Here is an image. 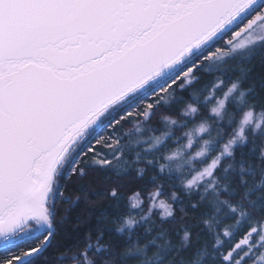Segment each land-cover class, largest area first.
<instances>
[{"label":"snow or ice","instance_id":"6c2138e0","mask_svg":"<svg viewBox=\"0 0 264 264\" xmlns=\"http://www.w3.org/2000/svg\"><path fill=\"white\" fill-rule=\"evenodd\" d=\"M257 42L264 43V0H0V264H36L54 236L66 182L122 158V123L148 120L175 88L196 82L201 68L216 71L225 57ZM223 83L217 77L205 86L204 103L219 102ZM185 136L184 148L192 149ZM166 138L170 132L147 142L143 157L136 154L158 164L159 175L172 173L152 155ZM227 149L223 143L184 179L203 186L202 201L218 188L215 170ZM182 152L191 164L207 155L203 148ZM161 194L162 184L151 205ZM110 195L119 198L116 188ZM159 206L166 207L162 200ZM212 218L215 264H264V219L234 204ZM224 219L234 223L217 229Z\"/></svg>","mask_w":264,"mask_h":264},{"label":"trees","instance_id":"16d2710c","mask_svg":"<svg viewBox=\"0 0 264 264\" xmlns=\"http://www.w3.org/2000/svg\"><path fill=\"white\" fill-rule=\"evenodd\" d=\"M224 60L227 61V66L220 73L198 71L196 75L199 79L196 82L182 90L175 88L169 103L161 101L148 120L145 121L142 117L131 118L133 122L125 121L117 130L123 144L129 139L125 135V130L135 122H140L144 126V136L150 133L161 135L168 131V126L162 122L161 116L171 115L179 123L172 127L171 138H166L168 150L165 153L179 149L192 155L199 149L201 142L208 138V135L205 134L195 139L192 149H185L184 145L187 143L185 132L193 129L200 121L207 120L212 125L213 135L218 129L221 130V134L216 138L218 143L215 145V150L210 151L206 157L194 161L191 167L184 169L182 174L166 172L159 175L158 164L148 166L143 158L137 159L136 146H127L122 158L113 160L111 168L88 169V174L83 178H72L67 181L64 189L65 200L58 201L56 204L54 236L50 245L36 260V264H70L73 256L80 261V264H84L82 254L88 245L91 247L88 249L87 259L93 258L95 264H102L105 259L117 257L120 250L129 243L125 235H119L115 231L117 223L126 215L140 217L147 214L149 209L144 204L147 196L161 184L162 194L158 200H168L173 206L174 215L161 219L159 212L151 213L148 220L135 227L132 238L145 242L164 233L172 241V247L165 256L166 261L171 260L172 264H181L182 261H191L199 252L205 251L206 255L202 258L203 264H215L213 259L215 231L210 230L204 224V220L212 215V209L208 203L212 194L210 192L204 194L205 199L202 201L203 186L190 194H185L181 179H190L191 174H194L191 172L192 169L199 170L210 162L212 157L219 154L221 145L232 134L235 121L239 119L243 107L250 104L257 110L264 109V43L251 44L246 49L225 57ZM217 77H221L224 83L216 91V98H221L227 87L237 79L241 80V87L247 91L246 105H237L231 98L228 101L227 110L234 115L232 123L217 122L216 118L209 113V108L215 100L204 103V97L208 94L204 90L205 86H210ZM192 92L199 93L198 113L194 117H185L180 109L187 101L196 103L190 95ZM247 135L248 142L235 147L234 159L237 162L243 160L245 163H250L257 173L255 180H259V170L264 169V156H261V145L264 139L260 134H253L251 130L247 132ZM137 146L148 148V143L145 141ZM164 154L157 156L160 158V163H164ZM229 162L230 158L223 157L215 170V175L230 189V191L221 190V196L227 197L235 205V202L241 199L247 185L241 183L239 176L229 172L226 174L227 179L225 178L224 169ZM140 168L144 169L142 174L138 171ZM154 174L158 175L156 182L151 180ZM247 179L249 184L254 182L251 176ZM113 188L117 189L119 198L111 197L110 192ZM173 191L178 193L175 200L171 199ZM137 192L142 204L139 208L132 209L129 207V197ZM249 198L253 203L249 204L245 201L247 212L254 220L264 219V189H255L249 193ZM226 223H234V221L224 219L221 224L217 225V229L222 228ZM146 228H150L151 231L146 233ZM185 229L191 233V238L188 246L181 248L179 247V236ZM97 240L100 244L107 245L108 250L97 252L94 246ZM149 251H152L151 247ZM134 260V257H129L127 262L120 260L119 264H132Z\"/></svg>","mask_w":264,"mask_h":264},{"label":"clouds","instance_id":"9594fccd","mask_svg":"<svg viewBox=\"0 0 264 264\" xmlns=\"http://www.w3.org/2000/svg\"><path fill=\"white\" fill-rule=\"evenodd\" d=\"M227 93V98L222 95L219 98V102H215L210 108L209 113L214 116L217 122H225L232 123L234 119L233 113L227 110V104L229 99L231 98L233 102L237 105L244 106L246 105V96L247 91L241 87V80H234L224 91ZM192 99L199 98V93L192 92L190 94ZM166 103H169V100H166ZM196 108L198 110V105L187 101L180 112L183 116H190L191 109ZM162 122H164L168 126V131L171 132L173 126L177 125L178 120L171 115H162ZM203 129L201 131L200 129ZM251 130L253 134H260L262 139H264V109L257 110L253 105H248L243 107V110L239 116V119L235 121V127L232 131V134L225 141V144L228 145L227 151L224 153L223 157L230 158V162L227 164L226 169L227 172L235 174L240 177V181L242 184L247 185L246 190L242 193L241 199L235 202V205H238L243 211H247L245 208V201L251 204V199L249 198V193L254 191L257 188L264 189V169L259 170V180H255L256 170L252 167L250 163H245L243 160L237 162L234 159V149L237 145H244L248 142L247 132ZM145 128L140 122H135L132 126L125 130V135L129 138L125 142V146L135 147L141 143L152 142L162 137L161 135L149 134L148 136H144ZM185 134H190L192 139L195 140L205 134L208 135L207 140L208 143L205 144L204 140L201 142L199 148H203L205 154L210 152V145L216 140V138L221 134V130H217L216 133L212 134V125L209 121L203 120L200 121L193 129H190L185 132ZM132 137H135L132 139ZM187 137V136H186ZM148 146H150L148 144ZM181 152V154H175L176 152ZM261 156H264V143L261 145ZM163 157L164 164L167 166V170L170 172H175L177 174H182L186 167H191V163L189 162V157L184 155L183 152L179 149L170 151L165 153ZM222 157V158H223ZM139 173H143L144 169H138ZM253 177L254 182L252 184L248 183V177ZM181 186L183 187L185 194H190L192 191L198 189L197 185H193L191 187L186 186V181L181 179ZM221 190L230 191L227 184H222L218 179V188L212 193V198L208 201L210 208L212 209V215L204 220V224L212 230L214 228V220L212 218L213 214L217 209L226 208L227 204H233L231 200L227 197L221 196ZM178 197V193L173 191L171 193V199L175 200ZM163 201L166 207H160V201ZM138 203L136 206L133 205L132 196L129 197V207L132 209L139 208L142 204V200L138 198ZM151 210L156 209L160 214L161 219H167L174 215V209L172 204L165 199H159L154 205H150ZM171 212V215H168V212ZM151 211L144 216L136 217L133 215H126L120 219L117 223L115 231L119 235H125V237L129 240V243L126 244L120 252L117 254V257H113L111 259H105L102 264H119L120 260L127 262L129 257H134L135 260L132 264H172L171 260L166 261L165 256L167 252L172 247L171 239L164 233L159 234L156 237H152L145 242H141L138 238H132V233L135 227L150 218ZM150 228H146V233L150 232ZM191 238V233L185 229L179 236V247H187ZM94 246L98 248L100 251H107V245L100 244L97 240L94 243ZM152 248V251H149V248ZM206 255L205 251H201L197 254L195 258L191 261H182L181 264H203V257ZM70 264H80V261L76 259L74 256L70 260ZM87 264H95L93 258L87 259Z\"/></svg>","mask_w":264,"mask_h":264},{"label":"rangeland","instance_id":"374dc122","mask_svg":"<svg viewBox=\"0 0 264 264\" xmlns=\"http://www.w3.org/2000/svg\"><path fill=\"white\" fill-rule=\"evenodd\" d=\"M246 35L247 34H243L241 37H240V39H245L246 38ZM238 42V41H237ZM249 46V45H248ZM247 46V47H248ZM246 47V48H247ZM246 48H244V49H246ZM242 49H237V51L236 52H239V51H241ZM226 60H224L223 62H220L219 64H218V66H217V70L216 71H211V72H207V73H220L227 65H226ZM200 71H203L204 72V70H203V68H201L200 69ZM170 97L171 96H169V97H167V99L169 100L170 99ZM138 117V116H137ZM134 118H136V117H133V119ZM127 121H129V122H133V120L132 119H129V120H127ZM168 143H167V141H166V143L162 146V147H160V146H158V150L156 151H154L153 153H152V155H155L156 157L157 156H160L161 154H164L165 152H166V150H168ZM147 148L146 147H144V148H141V146L139 147V146H136L135 147V150L137 151V152H139V153H141V156L143 157V153L145 152V150H146ZM152 155H149L147 158H152ZM151 194V193H150ZM150 194L147 196V200L145 201V203L144 204H146V207L148 208V209H150V205H151V201H150V199H149V196H150ZM158 212V210H156V209H152V212L151 213H157Z\"/></svg>","mask_w":264,"mask_h":264}]
</instances>
